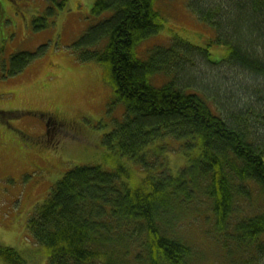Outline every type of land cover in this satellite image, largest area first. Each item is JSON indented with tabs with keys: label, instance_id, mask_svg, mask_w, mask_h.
Masks as SVG:
<instances>
[{
	"label": "trees",
	"instance_id": "16d2710c",
	"mask_svg": "<svg viewBox=\"0 0 264 264\" xmlns=\"http://www.w3.org/2000/svg\"><path fill=\"white\" fill-rule=\"evenodd\" d=\"M153 2L95 0L91 11L96 19L72 50L75 60L103 65L112 108H123L122 118H116L102 142L115 151L114 157L109 156L114 167L83 164L68 169L27 219L30 241L43 249L47 264H187L185 259L190 264L207 263L187 233L197 215L209 227L205 235L211 239L226 246L232 241L245 243L232 262L264 264L260 260L264 256V143L255 141L251 129L255 121L263 123L264 95L251 93L232 113L231 108L222 107L217 89L201 92L191 79L178 83V72L190 57L200 59L211 71L223 63L233 64L264 82V57H253L251 47L236 39L248 33L238 22L246 7V14H253L244 21L257 24V18L264 16V0H217L218 7L208 6L207 0H189L197 19L214 31L213 39L203 47L170 41L147 49L139 58L138 45L162 28ZM3 7L0 2V16ZM224 8L233 11L227 21H222ZM34 20L36 29H46L45 18ZM247 36L254 38L251 33ZM211 46L223 47L224 58L212 63ZM36 51L12 54L9 75L23 72ZM180 56L184 59L179 60ZM170 61L175 64L171 66ZM156 78L160 84H155ZM5 115L0 112V117ZM169 141L184 158L175 172L163 153ZM122 157L142 170L140 181L130 183L123 177L132 176L119 163ZM200 196L202 203H194ZM237 206L243 208L239 221ZM171 221L174 228L185 223L183 237L176 234V238L174 228L168 229ZM0 259L5 264H30L15 248L1 244Z\"/></svg>",
	"mask_w": 264,
	"mask_h": 264
},
{
	"label": "rangeland",
	"instance_id": "374dc122",
	"mask_svg": "<svg viewBox=\"0 0 264 264\" xmlns=\"http://www.w3.org/2000/svg\"><path fill=\"white\" fill-rule=\"evenodd\" d=\"M187 1L154 0L152 4L160 14L162 28L138 45L136 57L142 58L147 49L155 45L167 46L170 41L183 40L203 47L213 39L214 31L197 19ZM0 2L4 4V15L0 16V112L7 114L0 117V244L15 248L30 264H47L43 249L30 241L32 238L26 231L27 219L53 184L71 167L83 164L114 167L109 163V156L114 157L115 151L107 149L102 142L104 135L122 118L123 108L120 105L112 108V90L104 79L103 65L94 61L80 62L73 54L74 42L96 19L91 11L95 0ZM207 5L219 6L217 0H207ZM233 8L235 11L239 9L238 6ZM231 9L224 8V13L219 11L216 17L222 14V21H227L229 13L233 12ZM247 11L246 7L238 22H243L254 38L241 33L236 39L245 48L251 47L249 53L253 57L254 54L264 57V16L257 18V24L251 22L249 25L246 21L253 13L248 15ZM36 18H45L46 29H36L32 23ZM25 50H37L35 58L23 72L10 76L11 55ZM208 51L212 63L225 56L223 47L211 46ZM188 60L185 59L184 67L178 72V83L182 85L192 80L201 92L217 89L222 107L231 108L232 113L236 112L234 107H242L239 102L245 103L246 100L242 99L251 93L264 95V82L243 69L232 67L233 64H219L222 66L219 70L211 71L200 59L190 57ZM174 62L169 64L172 66ZM154 82L160 84L161 79L156 78ZM260 109L264 113V108ZM262 120L263 123L255 121L251 128L258 143H264V118ZM168 143L163 153H167V162L175 172L183 165L184 158L179 150H174V142ZM119 161L132 176L124 175L125 179L130 183L133 179L136 182L141 180L142 170L138 165L124 157ZM153 171L157 168L154 167ZM198 185L204 189L202 183ZM203 199L200 196L194 203H202L200 200ZM190 201L189 208L192 207ZM196 217L190 220L192 226L187 233L198 244L200 256L208 259L207 263L203 260L200 264H221V245L224 243L206 236L209 227ZM168 224L169 230L174 228L173 221ZM181 225H177L180 230L174 228L176 238L184 236L186 225ZM152 251L155 254L153 248ZM185 261L187 264L191 262ZM0 264L5 263L0 259Z\"/></svg>",
	"mask_w": 264,
	"mask_h": 264
},
{
	"label": "bare ground",
	"instance_id": "6f19581e",
	"mask_svg": "<svg viewBox=\"0 0 264 264\" xmlns=\"http://www.w3.org/2000/svg\"><path fill=\"white\" fill-rule=\"evenodd\" d=\"M242 209L243 208H241L239 206H237V208L235 209L236 210L235 218L237 219V221H239V219H240L239 216L242 215V214H240ZM246 241L249 242V243H257L253 238H249V239L247 238ZM244 245H245V243L240 244L238 242H233V241L228 246H226L224 244L221 245L222 248H223V253L224 254L221 255V259H220L219 263H221V264H237V260L235 262H232V261L236 258L237 253H239V251H241L242 248H246V246H244ZM260 260L262 262H264V256H262Z\"/></svg>",
	"mask_w": 264,
	"mask_h": 264
},
{
	"label": "flooded vegetation",
	"instance_id": "af4514ba",
	"mask_svg": "<svg viewBox=\"0 0 264 264\" xmlns=\"http://www.w3.org/2000/svg\"><path fill=\"white\" fill-rule=\"evenodd\" d=\"M2 6V5H1ZM53 122H57L56 120H54ZM44 170H41V172H43Z\"/></svg>",
	"mask_w": 264,
	"mask_h": 264
}]
</instances>
